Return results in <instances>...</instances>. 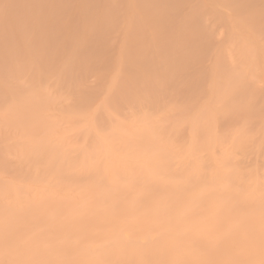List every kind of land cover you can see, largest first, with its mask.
Returning a JSON list of instances; mask_svg holds the SVG:
<instances>
[{"label": "bare ground", "instance_id": "bare-ground-1", "mask_svg": "<svg viewBox=\"0 0 264 264\" xmlns=\"http://www.w3.org/2000/svg\"><path fill=\"white\" fill-rule=\"evenodd\" d=\"M0 264H264V0H0Z\"/></svg>", "mask_w": 264, "mask_h": 264}]
</instances>
